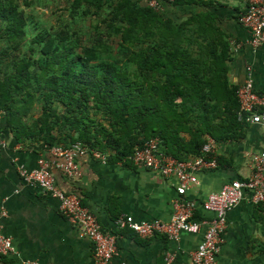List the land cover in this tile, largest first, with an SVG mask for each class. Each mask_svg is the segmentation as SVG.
Here are the masks:
<instances>
[{
	"label": "trees",
	"instance_id": "1",
	"mask_svg": "<svg viewBox=\"0 0 264 264\" xmlns=\"http://www.w3.org/2000/svg\"><path fill=\"white\" fill-rule=\"evenodd\" d=\"M35 1L0 0V109L12 124L39 106L18 128L28 137L123 162L158 138L184 161L200 156L205 135L232 140L246 125L227 78L229 42L205 0L162 1V11L144 0H61L56 25L34 20ZM85 18L94 23L83 32Z\"/></svg>",
	"mask_w": 264,
	"mask_h": 264
},
{
	"label": "crops",
	"instance_id": "2",
	"mask_svg": "<svg viewBox=\"0 0 264 264\" xmlns=\"http://www.w3.org/2000/svg\"><path fill=\"white\" fill-rule=\"evenodd\" d=\"M206 9L216 17V25L229 42L227 78L230 85L240 86L250 67L254 90L264 95V47L249 44L248 31L238 22L244 12L243 0H205ZM180 15L181 10L177 11ZM176 14V13H175ZM174 16L180 17V16ZM40 115L36 106L28 116L15 118L0 109V136L5 146L0 149V220L4 235L11 238L13 253L0 257V264H93L92 246L79 229L70 225L61 215L57 200L40 190L27 186L20 178L17 167L37 168L39 159L49 163L57 159L48 153L50 147L34 137L25 135ZM195 127L192 129L194 131ZM19 134H16L15 132ZM189 142L191 135H178ZM232 140L214 141L217 168L197 172L196 182L186 191L183 199L196 205L194 220L201 222L211 214L202 203L210 193L233 180H243L250 174V155L264 152V126L243 125L235 129ZM166 150L161 144V150ZM108 159L105 163L91 156L79 157V174L68 177L52 169L58 189L77 196L82 206L89 209L107 234L117 236V253L108 264H190L191 254L202 240L204 227L199 233L182 232L178 242L164 235L140 239L132 231L116 230L114 221L129 215L136 222L160 220L168 222L173 214L172 201L178 197L176 176H161L157 171L134 165L131 161ZM215 264H264V211L244 198L227 214L224 243Z\"/></svg>",
	"mask_w": 264,
	"mask_h": 264
},
{
	"label": "built area",
	"instance_id": "3",
	"mask_svg": "<svg viewBox=\"0 0 264 264\" xmlns=\"http://www.w3.org/2000/svg\"><path fill=\"white\" fill-rule=\"evenodd\" d=\"M172 3L174 0H144L145 4L155 10L162 11L161 2ZM244 12L238 17V22L248 31L249 44L252 47H264V0H243ZM236 97L239 104L237 119L250 125L264 126V95L253 88L250 67H246V77L237 87ZM5 146L0 136V149ZM57 161L49 163L39 159L35 169L28 170L22 165L17 167L23 183L36 188L50 198L57 200L61 215L66 221L79 229L92 246L93 264H108L117 253V236L105 233L97 217L86 207L82 206L79 198L67 194L57 188L54 183L52 169L64 173L68 177L79 174L76 160L88 155L105 163L108 154L97 149H90L81 142H75L69 147L52 146L47 149ZM134 165L142 166L151 171H157L161 176H176L178 180V197L172 201L173 214L168 222L152 220L136 222L129 215H121L114 221L116 230L128 229L140 239H149L156 235H164L168 240L177 241L182 232L196 234L202 227V240L191 254L190 264H215L227 228V214L244 198L248 197L251 204L264 211V152L250 155V174L243 180H233L224 184L218 192L210 193L202 208L211 214L209 219L196 222L193 201L183 199L188 188L196 182L197 172L217 168L213 144L208 140L202 147L200 156L184 161H178L161 150V141L151 138L141 147L134 150L130 158ZM0 212V220L5 216ZM13 253L11 238L4 235L0 226V257ZM166 263L171 264L172 257H165ZM22 264H38L35 261H24Z\"/></svg>",
	"mask_w": 264,
	"mask_h": 264
},
{
	"label": "rangeland",
	"instance_id": "4",
	"mask_svg": "<svg viewBox=\"0 0 264 264\" xmlns=\"http://www.w3.org/2000/svg\"><path fill=\"white\" fill-rule=\"evenodd\" d=\"M61 0H36L34 3V10L31 11L27 10L29 14L33 15L34 20H40L48 25H56L55 18L57 15H53L52 10L54 8V5L57 4ZM30 15V16H31ZM94 23L92 19H84L81 20V22L78 23V26L82 28V31L84 32L85 29H88L90 25ZM110 43L114 46L116 43V40L110 39Z\"/></svg>",
	"mask_w": 264,
	"mask_h": 264
}]
</instances>
